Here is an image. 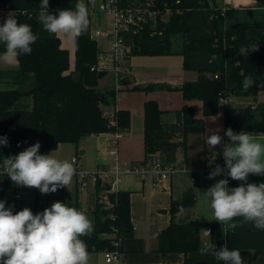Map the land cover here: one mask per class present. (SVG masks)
<instances>
[{
  "label": "trees",
  "instance_id": "16d2710c",
  "mask_svg": "<svg viewBox=\"0 0 264 264\" xmlns=\"http://www.w3.org/2000/svg\"><path fill=\"white\" fill-rule=\"evenodd\" d=\"M149 1V9L156 15L123 33L129 49L126 56H181L183 69L195 71L198 77L177 90L185 101L199 100L204 117L218 113L219 94L249 97L255 101L257 94L264 92V14L259 18L233 21L232 9L222 12L211 7L207 0H119V4L144 7ZM40 2L0 0V5H8L13 11L12 16L20 23L29 24L38 37L32 45V53L19 57L16 70L0 71V79L10 84L0 90V137L8 139L7 146L0 145V163L2 157L16 155L36 142L41 144L40 154H45L59 144L77 146L86 136L123 132L129 127L126 110H116L114 126L102 116L101 107L113 104L114 92L96 88L105 72L92 69L99 49L91 38L90 24L87 32L74 37V68L66 73L69 69L67 51L60 48L57 36L47 33L37 20ZM76 3L77 0H49V12L54 14L62 8L74 10ZM256 3L264 8V0H256ZM250 45H259V50L248 57L242 56L240 47ZM3 50L4 46L0 44V52ZM249 75L256 85L245 90L242 81ZM25 86V90L20 89ZM133 90L148 91L151 87H134ZM252 104L253 107L250 104L234 108L221 106L224 130L231 128L235 133L248 131L264 135V102ZM160 114L155 101L143 104L144 159L141 162L157 155L164 163H173L177 149L185 147L186 137L203 133V120L195 118L193 109L187 105L179 110L173 124H161ZM177 138L180 141H176ZM222 149L217 150L219 165L223 161ZM4 179L0 184V200L15 213L18 211L16 194L21 191L6 175ZM106 189L108 186L100 182L94 187L96 203L90 217L93 232L82 237L89 252H119L113 242L132 236L129 193L116 191L110 194L113 207L107 211L98 202V194ZM34 198H37L36 193ZM195 202L191 187L171 202L170 222L158 235L156 250L161 254H183L184 264H222L214 256H194L200 254V248L207 246L200 241L198 221L178 223L175 219L179 208H193ZM74 207L80 210L76 203ZM110 213L113 219L108 217ZM212 245L217 250L221 247Z\"/></svg>",
  "mask_w": 264,
  "mask_h": 264
},
{
  "label": "crops",
  "instance_id": "0c3cea01",
  "mask_svg": "<svg viewBox=\"0 0 264 264\" xmlns=\"http://www.w3.org/2000/svg\"><path fill=\"white\" fill-rule=\"evenodd\" d=\"M103 0H94L92 11L88 9L90 18V34L93 26L102 24V12L97 7ZM211 7L221 9L227 7L234 11L233 19H252L259 18L264 11H254L253 9L262 8L257 5L256 0H207ZM87 5V1L84 0ZM88 7V5H87ZM96 15V17H93ZM108 25V24H107ZM106 25V27H107ZM95 29H100L95 27ZM104 30V29H101ZM57 36V35H56ZM60 48L67 51L69 73L74 68V37H68L63 34L58 35ZM97 44L99 54L95 66L99 71H104V75L98 80L97 89L100 91H113V104L107 106L119 110H126L129 113V127L121 132L117 139V157L122 164L139 163L144 159L143 151V104L146 101H155L158 109L161 111L159 120L163 125H169L176 122L177 114L183 105L193 109L195 118L203 120L204 130L202 134H190L186 137L185 147L179 148L175 154V162L181 163L193 175H179L162 186L154 184L149 176L144 180H139L135 176L125 175L117 186V191H126L129 193V217L132 225V236L117 241L119 247L118 262L106 263L102 252H89V264H184V255L180 253L161 254L157 249V237L160 232L166 228L170 222V208L173 200L179 199L183 191L191 187L196 196L195 206L193 208H179L175 215L178 223H185L196 220L200 223V241L203 245L216 244L221 247L227 246L229 250L239 249L243 257L244 264H264V230H258L250 223L243 224L235 230H229L223 233L222 228L226 225H220L214 221L213 213L209 202L204 196V192L216 183L219 179H229V187L239 186L241 182L232 180L230 177L218 176L214 180L208 179L209 173L205 171V166L211 162H217V150L222 149L225 139L223 108L219 106L218 113L215 116L204 117L202 115L201 102L199 100L185 101L178 88L186 82L197 80L198 74L195 71H187L182 67V58L177 54L160 56H126L120 63L117 74L112 69V62L108 55V40L105 37H91ZM105 43V47H100L98 39ZM131 65H130V64ZM126 64L123 72H120L121 65ZM138 67V68H136ZM18 68V63L9 65L0 62V71H13ZM137 69V70H136ZM138 69H141L140 71ZM10 86L9 82L0 79V90ZM27 87V86H25ZM23 87V88H25ZM134 87H151V90H133ZM243 104L253 102H264V92L258 93L255 101L249 97H238ZM219 130V135L223 138V143L216 146L213 150L207 147L206 139L212 131ZM248 132V131H246ZM264 141V135L257 132H250ZM112 133H100L89 135L79 141L77 146L73 144H59L54 150H49L45 155L52 153L58 159L71 160L73 156L78 159L79 166L86 171H95L99 168L109 167L112 163L111 156L107 153L108 142ZM195 138L202 147L203 166L201 169L192 167L188 158V146L191 138ZM208 154L206 155L205 153ZM211 151V152H210ZM204 155V156H203ZM214 155V156H212ZM157 156V155H153ZM95 161L90 166L88 159ZM224 165V160L222 165ZM249 183H262L264 177L258 175H249ZM74 194L79 205L84 206L88 199L93 197L95 192L92 187L86 192H79L74 184L68 188L58 189L55 193L41 194L36 193L37 199L41 197L50 198L56 194ZM35 193L19 192L18 197L24 199H33ZM29 197H26L28 196ZM17 197V198H18ZM20 201V200H19ZM30 204L27 203V207ZM20 211V207L19 210ZM86 212V208H81ZM241 218H237V222ZM202 230H210L211 237L205 235ZM110 237V236H107ZM194 256H212L195 254Z\"/></svg>",
  "mask_w": 264,
  "mask_h": 264
},
{
  "label": "clouds",
  "instance_id": "9594fccd",
  "mask_svg": "<svg viewBox=\"0 0 264 264\" xmlns=\"http://www.w3.org/2000/svg\"><path fill=\"white\" fill-rule=\"evenodd\" d=\"M49 7V0H41L37 20L50 35L79 37L87 32L90 20L84 0H77L74 10L62 8L54 14ZM37 39L29 24L9 14L0 24V44L4 46L0 62L18 63L20 56L32 53ZM258 50L259 45H250L241 46L239 52L248 57ZM253 85L256 81L251 75L242 81L245 90ZM225 135L229 142L224 143L221 152L224 165H216L208 179L226 176L241 183L230 188L229 179H219L204 192L214 221L226 225L223 233L248 223L264 230V182H248L249 175L264 177V141L250 132L235 133L231 128ZM206 143L212 149L221 145L219 130L212 131ZM0 145H8L7 137H0ZM40 148L36 142L16 155L2 157L0 174L15 186L35 188L41 194L68 188L76 175L75 162L58 159L52 153L40 154ZM5 203L0 200V264H89L88 245L82 237L93 232V221L84 211L56 201L40 213L34 214L28 207L14 213ZM237 218H241L239 222ZM202 231L211 237L210 230ZM198 251L200 255L211 254L222 264H244L239 249L229 250L226 245L217 250L208 244Z\"/></svg>",
  "mask_w": 264,
  "mask_h": 264
},
{
  "label": "built area",
  "instance_id": "2783aa9c",
  "mask_svg": "<svg viewBox=\"0 0 264 264\" xmlns=\"http://www.w3.org/2000/svg\"><path fill=\"white\" fill-rule=\"evenodd\" d=\"M88 9L90 11L94 8V0H86ZM151 2L149 1L144 7H122L119 4V0H103L102 3L97 7V10L102 12L104 15L109 17L110 21L106 29H96L92 32L91 37H105L108 40V55L112 62V69L115 74H117L119 65L121 61L126 57L129 49L124 43L123 33H125L131 27L134 29L138 27L141 23H144L147 19H154L156 12L150 10ZM227 7H222L221 11L224 12ZM13 14V11L9 9L8 5H0V22L6 20L7 17ZM92 69L99 70L97 66L92 67ZM219 104L222 107H241L239 104H243L238 97L234 96H222L219 94ZM248 105V104H246ZM244 104V106H246ZM251 107L254 105L250 103ZM102 116L108 121L111 126L116 125L115 119V108L111 107L108 109L107 106H102ZM121 132H113L110 140L108 142L107 153L112 158V163L109 167L99 168L95 171H86L79 166L78 159L73 156L70 161L75 162L76 175L73 178V184L79 192H86L89 187L94 189L97 182L102 185H107L108 189L100 192L98 194V202L102 207L110 211L113 207V202L109 199V195L117 191L118 184L122 181L125 175H132L139 180H144L147 177H151L154 184L157 186H162L170 179L190 173L184 165L181 163H164L158 156H152L149 160L145 162L133 163V164H122L117 157V139L120 137ZM226 141L228 137L225 135ZM176 141H180L177 138ZM217 162H211L205 166V171L213 170ZM5 175L0 174V184L4 182ZM15 186V185H14ZM21 192L30 193H40L38 189L27 188L22 186H15ZM110 219H113L112 214H108ZM110 236V235H107ZM112 237V236H110ZM113 246H117V241L113 242ZM104 260L106 263L118 262L119 252L117 250L113 251H103L102 252Z\"/></svg>",
  "mask_w": 264,
  "mask_h": 264
},
{
  "label": "rangeland",
  "instance_id": "374dc122",
  "mask_svg": "<svg viewBox=\"0 0 264 264\" xmlns=\"http://www.w3.org/2000/svg\"><path fill=\"white\" fill-rule=\"evenodd\" d=\"M103 16V21H102V24H95L93 26V31L96 30L95 27H98L100 29H106V25L109 23L110 19L109 17H107L106 15L102 14ZM93 17H96V15H93ZM234 21V19H232ZM98 39V44L100 47H105V43L100 40V38H97ZM130 64V63H129ZM131 65V64H130ZM126 64L124 65H121V69H120V72H123V68H125ZM138 68V67H136ZM137 70V69H136ZM139 71L141 69H138ZM27 87L23 88L21 87L20 89L21 90H25ZM239 106H244V104H239ZM197 136H194V138H191V143L190 145L188 146V158L191 162V166L194 167V168H197V170L203 166V157H202V147L201 145L199 144V142L196 140L198 138H195ZM207 147H209L207 145ZM209 150H213L214 149H209ZM211 152V151H210ZM47 153V152H46ZM206 155L208 154V150H207V153H205ZM204 156V155H203ZM214 156V155H212ZM88 163L90 166H93L95 164V161L92 159V158H89L88 159ZM18 193L16 194V200H17V204H18V210H19V207H20V210H22L23 208L27 207V203H29L30 205L28 206V208H30L32 210V212L34 213V210L37 211V213H40L42 212L45 208H48L52 205L53 202H56V201H60V202H63V203H66V204H69V206H73L75 205V203L77 204L78 208L81 210V208H86V214L88 215V217L90 218L91 217V212L94 208V205H95V200L93 197L89 198L88 199V202L82 206L81 204L79 205V202L78 200L75 199L74 197V194H70V196H68L67 194H56L54 197H50V198H45V197H41L40 199H35L33 197V199H24L23 197H18ZM26 197H29L26 196ZM20 200V201H19Z\"/></svg>",
  "mask_w": 264,
  "mask_h": 264
}]
</instances>
